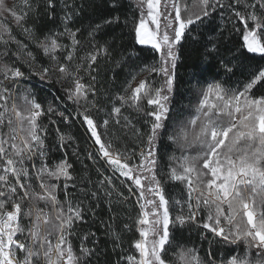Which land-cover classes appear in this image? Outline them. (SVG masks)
<instances>
[{"label":"snow or ice","instance_id":"6c2138e0","mask_svg":"<svg viewBox=\"0 0 264 264\" xmlns=\"http://www.w3.org/2000/svg\"><path fill=\"white\" fill-rule=\"evenodd\" d=\"M0 264H264V0H0Z\"/></svg>","mask_w":264,"mask_h":264},{"label":"trees","instance_id":"16d2710c","mask_svg":"<svg viewBox=\"0 0 264 264\" xmlns=\"http://www.w3.org/2000/svg\"><path fill=\"white\" fill-rule=\"evenodd\" d=\"M90 18H94V13L89 11L83 20L81 21L83 24L87 25ZM117 32H119V29H117ZM126 43H130V39L126 38ZM227 43V42H226ZM232 43H235L237 46L239 44L238 37L232 38ZM230 47L231 44H228ZM189 50H185V58L178 64L177 66V91H176V100L180 102H187L188 98L191 97V93L189 91L190 85H189V78L190 73L192 71V67L195 63L198 62L200 59L199 53H192L191 55H188ZM36 89H40L43 86L39 83L35 84ZM47 89L44 91H38V94H41L43 97L46 95ZM67 131H70L73 135H75L78 140L80 141L81 145L84 146L85 144V136L83 129L79 126H72L69 129H66ZM164 149V148H163ZM79 167V166H78ZM194 235V234H193Z\"/></svg>","mask_w":264,"mask_h":264},{"label":"rangeland","instance_id":"374dc122","mask_svg":"<svg viewBox=\"0 0 264 264\" xmlns=\"http://www.w3.org/2000/svg\"><path fill=\"white\" fill-rule=\"evenodd\" d=\"M18 2H19V0H5V4H6V6H8V7H13V6H15ZM8 19L10 20L11 17H8ZM33 83L36 84L35 81H33ZM37 84H38V83H37ZM35 86H36V85H35ZM37 94H38V93H37ZM38 96L41 97V98H43V96H42L41 94H38ZM181 103L187 104L188 101H187V102H181ZM162 151H171V148H170V147L167 148V149H165V148L163 149V148H162Z\"/></svg>","mask_w":264,"mask_h":264}]
</instances>
